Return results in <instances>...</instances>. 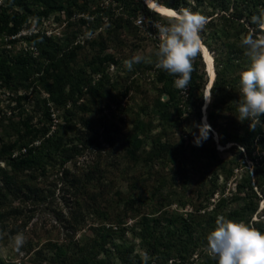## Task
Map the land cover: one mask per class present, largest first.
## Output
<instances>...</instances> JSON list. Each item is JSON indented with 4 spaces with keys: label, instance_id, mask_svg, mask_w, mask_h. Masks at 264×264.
Instances as JSON below:
<instances>
[{
    "label": "rangeland",
    "instance_id": "obj_1",
    "mask_svg": "<svg viewBox=\"0 0 264 264\" xmlns=\"http://www.w3.org/2000/svg\"><path fill=\"white\" fill-rule=\"evenodd\" d=\"M198 3L197 12L209 20L204 47L212 59L222 48L219 58L232 60L228 79L224 88L209 90L205 104L210 76L200 53L201 60H193L204 70V85L194 91L202 95L200 116L187 87L179 89L181 114L167 120L160 118L164 70L155 64V24L164 17L147 7L124 13L120 22L115 18L126 5L119 0H3V34L31 33L12 41L0 34V264H76L95 229L109 225L104 216L125 221L116 241L132 245L136 264H217L205 244L220 217L264 232V115L252 129L235 113L239 73L249 63L240 40L252 28L264 32L249 22L264 13V0H227L230 11L243 8L234 22L219 18L209 0ZM87 31L94 36L85 39ZM137 54L144 59L128 70L125 61ZM24 120L36 128L49 125L50 132L60 124L64 138L82 132L94 140L74 159L15 170L10 163ZM203 122L213 131L196 146ZM217 129L232 137L222 144ZM131 135L141 147L123 156L121 140ZM92 172L88 188L84 181ZM19 232L27 239L18 253L13 238ZM158 232L173 240L167 251L151 246L149 237ZM95 264L122 263L99 254Z\"/></svg>",
    "mask_w": 264,
    "mask_h": 264
},
{
    "label": "clouds",
    "instance_id": "obj_2",
    "mask_svg": "<svg viewBox=\"0 0 264 264\" xmlns=\"http://www.w3.org/2000/svg\"><path fill=\"white\" fill-rule=\"evenodd\" d=\"M145 2L166 20L155 24L159 33V43L155 50L156 67L173 75L175 87L185 91L192 79L193 60L204 49L201 33L209 22L208 17L188 9H171L161 0ZM251 24L264 29V13L253 15ZM93 36L91 31L84 33L85 39ZM240 45L249 63L239 73L242 98L235 113L238 120L243 122L247 119L249 127L255 129L264 115V32L257 34L256 28H252L241 38ZM143 59L140 54L134 55L125 61L126 67L132 70L134 64ZM210 95L205 97L206 101ZM197 128L193 143L201 146L213 130L206 122L198 124ZM26 239L23 232L14 236L16 252L22 251ZM205 248L217 264H264V232L246 222L220 217L215 229L206 236Z\"/></svg>",
    "mask_w": 264,
    "mask_h": 264
},
{
    "label": "trees",
    "instance_id": "obj_3",
    "mask_svg": "<svg viewBox=\"0 0 264 264\" xmlns=\"http://www.w3.org/2000/svg\"><path fill=\"white\" fill-rule=\"evenodd\" d=\"M118 1V0H117ZM124 5H126V10H122L121 14H117L115 20L122 21L124 13H128V15H134L137 12L141 10L147 11V4L144 0H119ZM197 3L190 5L189 3L183 1V0H176L175 2L168 3L165 2L166 5L169 8L175 9V10H182V9H190L193 12H197V8L199 5L200 0H195ZM209 5L216 9L218 8V14L219 18H222L227 21L234 22V20H239L242 17V11L243 8L238 9V4L234 5V10L230 11V6L227 3V0H209ZM232 7V8H233ZM103 9V8H102ZM5 16V13L0 11V34L4 33L7 28V23L3 21V18ZM251 22V19L249 20ZM210 22L209 24H211ZM10 31V30H9ZM204 29L201 33V38L204 37ZM14 33V32H13ZM229 33V31H228ZM223 53V49H219V52H215V56L213 59V64L215 67V79L214 83L211 86V91L217 88V86H221V88H224L228 79V72H229V64H231L232 60H229L227 58H219ZM241 57V59H245V54ZM199 60H201L200 54L198 55ZM224 57V54H223ZM6 61V59H5ZM3 62V61H2ZM4 63V62H3ZM203 67L197 66V64L193 65V72H192V79L190 81V84L188 86L189 88V95L194 96V102L196 109L198 111V114L200 116V107L202 105V95L195 96V90H198L202 88L204 85L205 79H204V70H202ZM4 72H0V79H2L4 76ZM164 85H163V93L166 95V100L163 102L158 100L160 102L161 108H162V115H160L161 119L169 120L172 117H178L179 114H181V98H179V89L176 88L173 85V75L168 74L166 71H164ZM176 119V118H175ZM170 121L167 123L169 124ZM213 126L215 124L211 121ZM58 127H56L55 131L50 132V126H41L39 128H36L35 126L29 124L27 120L23 121V132L20 134L19 139L16 142L17 148H18V154L16 155V158L13 159V161L10 163V166L17 170V169H44V167L49 164L50 162H59L61 161V158L63 161L74 159V157L82 151L83 147L88 145L92 140H94L92 137L88 136L89 134L82 132L77 134V137L74 139L76 143H73L74 140L72 137H66L64 138L62 133H60V124H56ZM166 125H163L162 130H165ZM55 127V126H54ZM227 128V126L225 127ZM223 128V129H225ZM221 135V143L227 142L232 135L226 134L223 130H219ZM110 144L111 147H115V140L113 138H110ZM37 142V143H35ZM122 143V144H121ZM121 143L118 142V147H120V144L123 145L121 154L125 156L126 154L132 155L134 154L140 147H141V141L136 135H131L128 137H124L123 140H121ZM116 149V148H115ZM95 173V171L93 170ZM92 172L91 175H87V180L84 181L85 186L88 188L90 187L91 179L95 178V174ZM75 185V184H74ZM74 187H77L75 185ZM224 198H220L218 200V203L221 202ZM217 203V204H218ZM216 204V205H217ZM87 207L91 205H86ZM234 212H239L238 210H234ZM242 216V215H241ZM103 217V216H102ZM107 220V223L109 225H100L97 227L94 231V236L90 239V241L87 243L85 248L83 249V253L78 257L76 260V264H95L97 261V256L99 254H103L106 258L109 256L117 257L122 264H136L137 259H139L137 256L134 258L131 256L133 252L132 245L127 244L123 240L116 241V238H121L122 235H124L125 232V225H122L125 221L122 220L121 216H117L115 219H110V217H103ZM68 222V221H67ZM79 227V226H78ZM78 227H73V231L76 230ZM140 238H146V234L143 233V230H141V233L139 234ZM151 246L154 248L155 251H160V248L164 245V249H167L173 244L172 238L166 236V233L162 234L161 232H158L157 235L153 236L152 238L149 237ZM168 247V248H167ZM139 261V260H138Z\"/></svg>",
    "mask_w": 264,
    "mask_h": 264
},
{
    "label": "bare ground",
    "instance_id": "obj_4",
    "mask_svg": "<svg viewBox=\"0 0 264 264\" xmlns=\"http://www.w3.org/2000/svg\"><path fill=\"white\" fill-rule=\"evenodd\" d=\"M145 1V0H144ZM146 3V2H145ZM147 4V3H146ZM148 6V4H147ZM149 7V6H148ZM150 8V7H149ZM151 9V8H150ZM172 9V8H171ZM202 56L204 57V60L207 62V65H208V72H209V76H210V81L207 85V89H206V95L205 97H208L210 95V86L212 84V80H213V74H214V71H213V61H212V57H211V54L210 52L207 50L206 47H204V49L202 50ZM208 102V100L206 101L205 100V104Z\"/></svg>",
    "mask_w": 264,
    "mask_h": 264
},
{
    "label": "built area",
    "instance_id": "obj_5",
    "mask_svg": "<svg viewBox=\"0 0 264 264\" xmlns=\"http://www.w3.org/2000/svg\"><path fill=\"white\" fill-rule=\"evenodd\" d=\"M3 2V0H0V4ZM137 23L139 24V25H141V20L140 19H138L137 20ZM28 33H31V32H27L26 30H23L22 32H14V33H12V34H7V35H5V34H1L3 37L4 36H6V41H12L13 39H15L16 37H19V36H21V35H26V34H28ZM11 43V42H10ZM6 48H7V50H5L6 52H10V50L12 49V47H11V44H7L6 45Z\"/></svg>",
    "mask_w": 264,
    "mask_h": 264
},
{
    "label": "water",
    "instance_id": "obj_6",
    "mask_svg": "<svg viewBox=\"0 0 264 264\" xmlns=\"http://www.w3.org/2000/svg\"><path fill=\"white\" fill-rule=\"evenodd\" d=\"M213 60V59H212ZM206 69H207V67H206ZM214 74H215V72H214ZM208 85V84H207ZM207 87V86H206Z\"/></svg>",
    "mask_w": 264,
    "mask_h": 264
}]
</instances>
